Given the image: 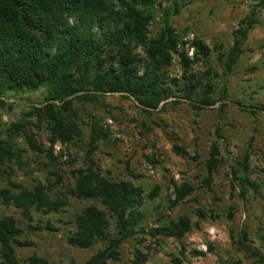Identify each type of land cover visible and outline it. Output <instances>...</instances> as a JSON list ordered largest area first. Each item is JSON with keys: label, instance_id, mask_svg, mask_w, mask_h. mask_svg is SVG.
Masks as SVG:
<instances>
[{"label": "trees", "instance_id": "16d2710c", "mask_svg": "<svg viewBox=\"0 0 264 264\" xmlns=\"http://www.w3.org/2000/svg\"><path fill=\"white\" fill-rule=\"evenodd\" d=\"M159 13L162 15L159 31L151 36L150 27ZM174 14L177 13L162 9L160 0H0V111L7 106L8 93L40 89L45 93L43 102L24 114L23 122L11 125L6 141L1 140L0 131V163L11 164L15 160V140L20 138L30 151L45 153L50 163L57 161L54 157L57 145L67 149L86 138L87 148L85 164L72 173L74 183L66 193L57 191L61 177L53 171L51 175L56 177V183L48 186L38 183L27 188L10 181L12 188L0 191V201L19 210L29 222L32 211L42 215L63 212L69 206L67 196L89 203L73 217L72 230L66 238L70 247L80 250L102 245L84 264L119 261L123 245L138 238L139 242L146 241L145 238L181 242L211 218L197 210L198 220L194 224L188 216L166 221L161 216L153 225L144 224L145 205L154 200L156 193L146 197L144 190L130 181H115L101 175L92 156L98 143L108 139V128L90 115L85 123L86 135L75 107L76 104L107 107V95L134 101L140 112L148 116L162 111L170 99L176 104L186 102L196 112L215 104L211 99L213 86L204 75L192 72L194 65L203 61L205 64L210 50L202 41L194 40L193 59H189L182 49L181 37L171 24ZM255 24L253 17L239 24L228 53L227 72L239 59L241 47ZM174 55L180 59L179 79L169 76ZM224 100L225 91H222L219 101ZM236 105L243 112L255 114L250 111L252 107L238 102ZM254 110L264 112V108ZM42 124L48 133L47 150L37 145L30 131ZM218 139L219 136L211 144L205 162L203 184L208 189L221 165ZM174 152L183 153L179 147ZM243 168L247 170L245 165ZM240 182L256 192L248 177ZM193 192L194 188L187 182L173 184V200L168 210L173 211L186 202ZM45 229L53 231L50 224ZM23 233L19 221L0 218V264H20L15 247H26L19 241ZM233 246L253 264H264V250L253 247L246 232L238 234ZM208 250H213L212 245H208ZM184 253L185 247L181 246L182 257ZM147 258V254L135 251L132 264H145ZM172 262L180 263L176 259ZM22 264L58 263L32 255Z\"/></svg>", "mask_w": 264, "mask_h": 264}, {"label": "rangeland", "instance_id": "374dc122", "mask_svg": "<svg viewBox=\"0 0 264 264\" xmlns=\"http://www.w3.org/2000/svg\"><path fill=\"white\" fill-rule=\"evenodd\" d=\"M160 4L162 9H170L171 14L177 13L171 16V24L181 37L182 49L189 59H193L194 40L209 48L205 64L203 61L194 65L192 72L204 75L213 86L211 99L215 104L196 112L186 102L176 104L170 99L162 111L148 116L140 112L134 101L107 95V107L78 104L75 107L86 135L85 123L90 115L108 128V139L98 143L92 156L101 175L115 181H130L141 187L146 197L156 193L154 200L145 205L144 224L153 225L161 216L165 221L188 216L194 224L198 220L197 210L214 219L208 218L181 242L131 240L123 245L121 259L108 264H132L135 251L147 254L145 264H176L173 259L179 260V264H253L245 254L236 251L233 240L244 231L253 247L264 250V112L254 110L264 108V0H160ZM155 17L151 36L158 33L162 21L160 13ZM250 17L256 24L247 34L239 59L227 72V57L235 32ZM181 74L180 59L174 55L169 76L179 79ZM222 91H225L224 102L219 101ZM44 95L42 89L6 95L7 106L0 111L1 140H7L11 125L23 122L24 114L32 106L40 105ZM236 102L252 107L250 111L255 114L243 112ZM45 128L42 124L30 131L37 145L47 150ZM217 136L221 165L208 189L203 184L205 162ZM15 141V160L11 164L0 163V191L12 188L10 181L27 188L38 183L52 185L56 177L51 173L56 171L61 177L57 191L66 193L74 183L72 173L85 164L86 138L67 149L55 146V163H50L45 153L30 151L22 138ZM175 147L183 153L176 154ZM244 177L256 186V192L240 182ZM183 182L189 183L194 192L186 202L169 211L173 184ZM67 197L69 206L63 212L42 215L32 211L31 222L19 210L0 201V218H14L24 231L19 241L26 247H15L20 264L32 255L58 264H84L102 248L98 245L80 250L67 244L73 217L89 204ZM47 224L53 228L52 232L45 229ZM208 245H212V251ZM181 246L185 247L183 257Z\"/></svg>", "mask_w": 264, "mask_h": 264}]
</instances>
